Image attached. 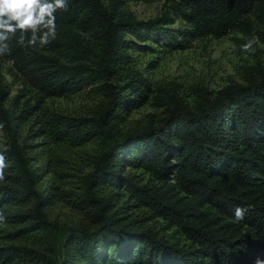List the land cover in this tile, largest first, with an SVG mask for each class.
Listing matches in <instances>:
<instances>
[{
    "label": "trees",
    "instance_id": "obj_1",
    "mask_svg": "<svg viewBox=\"0 0 264 264\" xmlns=\"http://www.w3.org/2000/svg\"><path fill=\"white\" fill-rule=\"evenodd\" d=\"M124 2L69 0L54 13L58 35L48 46L26 49L13 39L10 55L0 56L34 87L29 98L22 89L6 108L0 103L9 164L0 210L29 206L8 219L16 226L7 238L38 245L0 246V264H264V69L247 68L242 84L217 92L197 86L189 104L135 69L138 45L127 37L173 48L222 38L250 28L264 0H172L149 21ZM171 14L187 28H169ZM40 35L38 26L37 44ZM83 90L97 103L82 115L45 105ZM146 105L161 113L131 125ZM58 200L84 221L73 228L49 220ZM153 219L165 226H144Z\"/></svg>",
    "mask_w": 264,
    "mask_h": 264
},
{
    "label": "rangeland",
    "instance_id": "obj_2",
    "mask_svg": "<svg viewBox=\"0 0 264 264\" xmlns=\"http://www.w3.org/2000/svg\"><path fill=\"white\" fill-rule=\"evenodd\" d=\"M172 0H136L124 2V9L132 14L136 20L149 21L160 18L170 11ZM172 30L187 28L181 20L170 15ZM250 28L238 27L228 32L222 38H189L182 43V47L173 48L165 43L149 39L138 42L132 36H127L138 47L131 54L135 69L154 87L178 93L189 104H193L192 89L197 86L206 88L209 92H217L224 87L244 82V72L247 68L264 69V15L255 13L249 15ZM165 26V25H164ZM0 84L5 86L6 94L0 97V103L6 108L11 100L20 94L22 89L28 90L26 98L34 95L33 83L29 78L18 72L9 61L0 63ZM7 98V100H6ZM23 101V99H22ZM97 101L90 98L88 90L74 95L46 99L45 105L65 115L79 116L93 107ZM162 109L146 105L134 111L129 117V123L146 120L149 114L159 115ZM29 125L22 129L23 136L28 132ZM6 135L0 128V152L6 150ZM86 151L93 153L92 145L86 146ZM43 161H41L42 164ZM44 164V163H43ZM52 181L51 175L44 177L41 188ZM6 179L1 184H7ZM59 187H63L58 184ZM30 207L23 205L9 206L3 209L7 220L4 227H0V246L15 245L38 249L34 239L18 238L10 241L8 234L16 226L8 219L19 213L26 212ZM49 220L58 226L76 227L84 221L78 211L72 209L67 202L58 200L55 206L47 210ZM144 226L159 230L164 227L160 219H153ZM166 231L165 234H169ZM35 243V244H34ZM45 247V245H44ZM44 247H41L44 250ZM9 264H44L28 261H14Z\"/></svg>",
    "mask_w": 264,
    "mask_h": 264
},
{
    "label": "clouds",
    "instance_id": "obj_3",
    "mask_svg": "<svg viewBox=\"0 0 264 264\" xmlns=\"http://www.w3.org/2000/svg\"><path fill=\"white\" fill-rule=\"evenodd\" d=\"M68 7L69 0H0V56L10 55V42L13 39L26 49L48 46L58 35L54 13L67 11ZM45 17H48L47 21ZM38 26L41 35L37 44ZM29 29L32 30L31 38H28ZM5 41L8 43H2ZM8 167L5 154L0 152V182L6 180L5 170ZM6 220L4 211L0 210V227L6 225Z\"/></svg>",
    "mask_w": 264,
    "mask_h": 264
}]
</instances>
